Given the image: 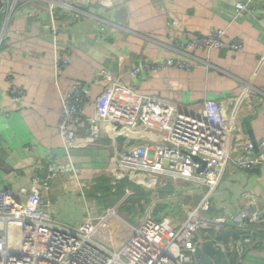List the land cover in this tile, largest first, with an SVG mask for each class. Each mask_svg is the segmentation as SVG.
I'll return each mask as SVG.
<instances>
[{"label": "crops", "instance_id": "1", "mask_svg": "<svg viewBox=\"0 0 264 264\" xmlns=\"http://www.w3.org/2000/svg\"><path fill=\"white\" fill-rule=\"evenodd\" d=\"M237 2L249 4L239 16ZM47 6L45 0H38L32 11L19 5L9 17L0 12V176L35 166L51 154L62 157L57 124L62 98L74 84L89 89L82 104L83 120L76 128L80 134L87 133L93 117L104 113L108 90L114 87L119 90L115 104L132 124L144 122L152 105L177 108L212 99L226 109L240 98L239 109H253L242 118V129L247 134L243 121L248 119L256 142L264 139V0H94L81 7L72 22L52 21ZM51 22L68 49L67 64L58 70L50 32L40 28ZM214 29L224 30L226 41L241 40L242 48L184 49L186 40ZM165 57L181 58L192 68H166L139 76L129 72L136 60ZM257 91L262 93L260 100L254 97ZM255 153L264 155V147ZM111 154L100 144L62 157L80 170L77 179L95 182L90 188L94 198L85 200L90 189L80 191L71 174L58 177L43 192V204L52 208L56 220L75 224L87 204L94 208L104 198L111 206L124 193V188L115 195L110 191L105 173ZM222 180L208 216L238 213L246 208L247 197H252V209L259 213L246 251L231 252L228 264H264V163ZM190 199L185 195L183 203ZM184 217L178 213L172 221ZM234 231L221 240L243 237L241 231Z\"/></svg>", "mask_w": 264, "mask_h": 264}, {"label": "built area", "instance_id": "2", "mask_svg": "<svg viewBox=\"0 0 264 264\" xmlns=\"http://www.w3.org/2000/svg\"><path fill=\"white\" fill-rule=\"evenodd\" d=\"M45 1L52 21L72 22L78 10L94 0ZM36 4L38 0H3L0 12L8 13L9 17L17 12L19 5L32 11ZM248 6L237 2L235 14L239 16ZM40 28L50 32L56 69L63 68L68 49L58 27L51 22ZM226 38L222 29L209 30L186 40L183 47L186 51L242 48L241 40L226 41ZM166 68L192 67L181 58L165 57L136 60L129 72L139 76ZM118 91L114 87L108 90L104 113L93 117L87 133L80 134L76 128L82 123V104L89 89L81 84L72 85L62 98L57 133L63 141L62 157L70 158L73 150L84 146L102 144L112 150L105 175L112 195L121 188L124 193L111 206L91 208L86 203L78 221L70 224L54 218L52 208L43 204V192L49 191L55 179L68 174L80 191L83 187H94L92 180L77 179L80 170L72 162L51 154L35 166L20 167L0 176V264H197L196 249L208 241L221 251L222 259L228 264L231 252L246 251L259 217L257 210L252 209V197H247L246 208L238 213L208 215L213 194L222 179L264 163V155L254 154L253 143L241 126L244 115L253 112L252 107L239 109L240 98H235V104L226 109L212 99L177 108L152 105L146 110L144 122L132 124L115 104ZM257 93L254 97L260 100L262 93ZM123 131L127 136L119 144L115 136ZM136 133H144L153 142L127 145L129 137ZM257 147H264V139L257 142ZM185 152L204 161L202 172L196 173L199 165ZM124 177L129 183L145 188L158 180L172 191L162 193L164 200L155 197L128 204L134 190L123 183ZM162 179L167 181L163 183ZM185 195L191 197L187 204L182 202ZM194 199L197 200L193 204ZM160 201L167 205L159 214H165L161 218L154 214ZM132 206L135 213L124 218ZM178 213L185 217L174 223L172 220L178 218ZM209 230L213 231L211 235ZM231 230L244 235L228 242L217 238Z\"/></svg>", "mask_w": 264, "mask_h": 264}, {"label": "water", "instance_id": "3", "mask_svg": "<svg viewBox=\"0 0 264 264\" xmlns=\"http://www.w3.org/2000/svg\"><path fill=\"white\" fill-rule=\"evenodd\" d=\"M3 5V0H0V11ZM244 125L247 129V134L249 139L252 141L254 150H257V142L255 140V137L253 135L252 130L249 127L248 119H244ZM127 136V132L123 131L115 136V140L122 144ZM144 141L148 143H152V140H148L146 138V135L144 133H136L134 135H131L129 139L127 140L126 144L131 145L135 142ZM190 159L199 165V167L196 168V173H200L203 170V167L205 165L204 161H202L199 157L191 155L187 152H185ZM236 233L235 231H226L224 233H221L217 236L218 239L226 238L229 234ZM196 263L197 264H226L225 261L222 259L221 251L217 248L213 247V243L211 241L203 243L200 247L196 249Z\"/></svg>", "mask_w": 264, "mask_h": 264}, {"label": "rangeland", "instance_id": "4", "mask_svg": "<svg viewBox=\"0 0 264 264\" xmlns=\"http://www.w3.org/2000/svg\"><path fill=\"white\" fill-rule=\"evenodd\" d=\"M163 183L167 180L165 179H162ZM123 183L124 184H127L128 183V180L126 179V177H124V180H123ZM132 187L133 190L138 189V191H134V194L132 195V197L130 198V201H128V204H133L139 200H151L152 198H159V199H162L164 200L165 196L162 195L163 192H166V188H169V186L167 187V184L165 186H162V183L158 180H154V183L150 184V187H143V186H137V185H129ZM165 190H163V189ZM93 190V189H92ZM92 190L90 189V191H88V193L86 194V201H89L90 202H93L92 198H94V193L92 192ZM157 194V195H156ZM90 199H89V198ZM95 197H96V194H95ZM98 202H101V203H94L95 206H102V207H105L106 206V202L104 201V198H101L100 201ZM165 201H160L159 203H157L156 205V208H155V211L154 213L156 214H160L162 213V211L164 210V207L166 208L167 205L164 204ZM182 202H183V197H182ZM132 209L128 208L127 211L125 212L124 214V218H127V215H133L135 213V208L132 206L131 207ZM128 220H129V217H128Z\"/></svg>", "mask_w": 264, "mask_h": 264}, {"label": "trees", "instance_id": "5", "mask_svg": "<svg viewBox=\"0 0 264 264\" xmlns=\"http://www.w3.org/2000/svg\"><path fill=\"white\" fill-rule=\"evenodd\" d=\"M104 182H105V181L102 180L100 183H104ZM126 185H128V187H130V188L132 189V187L129 186V185H131V183L128 182ZM135 190L138 191V189H136V188H135ZM135 190H134V191H135Z\"/></svg>", "mask_w": 264, "mask_h": 264}]
</instances>
